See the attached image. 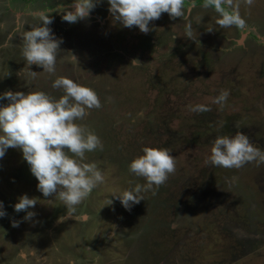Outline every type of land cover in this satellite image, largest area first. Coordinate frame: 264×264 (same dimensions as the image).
<instances>
[{"label":"rangeland","instance_id":"rangeland-1","mask_svg":"<svg viewBox=\"0 0 264 264\" xmlns=\"http://www.w3.org/2000/svg\"><path fill=\"white\" fill-rule=\"evenodd\" d=\"M196 1L185 0L187 19L163 13L144 34L114 21L107 0L76 23L62 20L72 0H0V94L59 98L57 76L92 89L101 107L86 109L76 123L99 137L102 150L86 152L82 163L104 177L68 209L37 189L22 150L7 149L0 158L7 213L0 217V264H264V163L225 169L208 160L214 139L237 131L264 151V0H233L245 23L227 28ZM38 11L50 14L62 43L55 75L32 65L37 75L25 83L17 75L28 70L21 34L39 22L30 15ZM221 91L229 93L226 102L213 103ZM197 105L210 110L195 112ZM146 146L168 150L176 170L126 210L112 194L146 184L129 169ZM24 194L38 201L29 221L14 210Z\"/></svg>","mask_w":264,"mask_h":264},{"label":"clouds","instance_id":"clouds-1","mask_svg":"<svg viewBox=\"0 0 264 264\" xmlns=\"http://www.w3.org/2000/svg\"><path fill=\"white\" fill-rule=\"evenodd\" d=\"M101 0H72L62 12V20L76 23L87 19L91 11ZM108 11L114 21L125 28L136 26L147 34L152 29L150 22L161 18L167 13L173 20L185 18V0H107ZM251 5L253 0H245ZM188 6L190 13L191 7ZM202 7L213 8L218 14L216 23L221 28L232 26L243 27L244 21L239 15V5L233 0H204ZM31 16L38 18V23L30 24L31 30L21 34L23 41L22 56L27 64V72L22 68L17 75L25 77V83H30L37 75L31 70L32 65L42 67L44 73L55 75L62 38L55 37L49 25L53 23L50 14L43 11L32 12ZM27 21H20L21 27ZM208 28L207 31H213ZM186 38L192 39L191 24L186 29ZM175 37L173 39L175 40ZM75 59L76 57L73 56ZM62 59V56L59 57ZM138 59H132L131 64L138 66ZM54 89H62L63 94L57 98L44 91H5L0 94V100L6 99L7 104L0 105V158L7 149L22 150L24 160L30 167L32 175L37 179V189L44 197L55 196L66 208L72 209L81 203L104 177L95 164L82 163L86 152L102 150L99 137L76 123L86 115V109L100 108L97 94L89 87L77 84L73 80L57 76L52 81ZM229 93L221 91L213 103L223 104ZM210 109L206 105H197L193 111L205 112ZM143 154L134 158L129 169L136 176L146 180L145 185H136L134 189L113 193L126 210H131L134 204L144 200L142 191L159 188L168 176L175 172L174 157L166 149L144 147ZM213 166L225 169H239L246 163L256 161L264 163V151L252 145L247 135L237 131L234 136L220 135L212 142L211 155L208 158ZM223 190V189H221ZM38 203L36 198L27 194L19 197L14 204L16 212L24 211L25 221L32 220L36 215L29 209ZM109 199L106 205H111ZM3 202L0 201V217L6 216ZM19 221L13 220L12 226L18 227ZM36 255L35 249L32 252ZM23 255V254H22Z\"/></svg>","mask_w":264,"mask_h":264},{"label":"trees","instance_id":"trees-1","mask_svg":"<svg viewBox=\"0 0 264 264\" xmlns=\"http://www.w3.org/2000/svg\"><path fill=\"white\" fill-rule=\"evenodd\" d=\"M203 2H204V0H197V1H196V3H197L198 5H202Z\"/></svg>","mask_w":264,"mask_h":264}]
</instances>
